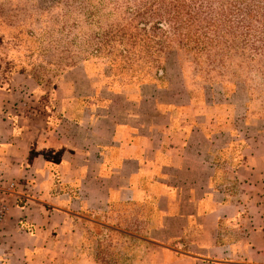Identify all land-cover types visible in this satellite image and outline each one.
I'll list each match as a JSON object with an SVG mask.
<instances>
[{
  "label": "crops",
  "instance_id": "1",
  "mask_svg": "<svg viewBox=\"0 0 264 264\" xmlns=\"http://www.w3.org/2000/svg\"><path fill=\"white\" fill-rule=\"evenodd\" d=\"M50 85L0 81V264H90L109 229L142 243L129 264H264V123L183 82L115 92L81 65Z\"/></svg>",
  "mask_w": 264,
  "mask_h": 264
},
{
  "label": "trees",
  "instance_id": "2",
  "mask_svg": "<svg viewBox=\"0 0 264 264\" xmlns=\"http://www.w3.org/2000/svg\"><path fill=\"white\" fill-rule=\"evenodd\" d=\"M60 1L62 2L50 0L54 3ZM132 4L134 17L130 23L117 30L116 35L108 42L104 41L100 48H96L99 55L106 49L120 51L118 50L114 56L107 53L110 57L107 69L103 68L100 72L94 73L97 74L96 77L91 75L92 69H88L86 64L89 61L94 62V56L85 59L81 65L85 66L89 76L102 80L105 87L111 88L116 85V90L113 91L121 92L139 87L140 84L136 87L134 83L143 79L136 75L142 73V76L144 74L148 76L151 75L152 69H156L161 70V74L154 72L157 80L152 83L165 85L167 82L164 62L160 55L172 52L180 61L194 62L198 67L200 79H204L205 82L219 79L216 81L220 84L216 97L213 86L208 83L209 89H201L200 94L189 91L192 100L201 104L206 98L211 97L231 99L232 106L241 110L240 112L237 110V117L245 119L248 128L262 126L264 98L260 102V108L252 110L250 106L256 99L248 93L251 84L246 82L247 77L242 78L238 73L244 65L245 53L250 54V60L254 65L261 60L260 57H264V0H132ZM5 27L6 25L0 22L1 83L7 84L13 74H25L48 89L53 81L42 80L38 76L33 78L31 71L27 69L28 65L24 61L30 56L26 53L30 52L27 46H24L26 41L21 37L22 31L14 28L8 33ZM73 56L74 54L64 57L55 64L50 63L57 67L51 70L53 72L59 70V75H63L71 68L81 66L75 65L77 61ZM76 57L79 56L76 54ZM221 71L228 72L229 76L240 80L232 82ZM228 84L233 87L238 84L245 87L247 95L243 101H237L235 98L237 90L229 88ZM208 90L212 91L209 95L206 93ZM123 235L136 243L140 256L142 243L126 234ZM138 257L133 261L138 260Z\"/></svg>",
  "mask_w": 264,
  "mask_h": 264
},
{
  "label": "rangeland",
  "instance_id": "3",
  "mask_svg": "<svg viewBox=\"0 0 264 264\" xmlns=\"http://www.w3.org/2000/svg\"><path fill=\"white\" fill-rule=\"evenodd\" d=\"M43 9L46 10L43 11ZM133 10L132 0H70L68 2L62 0L60 3L50 2V0H0V22L6 25L5 28H7L8 33L14 28L22 31L21 37L26 41L24 46H27L28 52H30L26 53L30 56L24 62L28 65L27 69L31 71L32 77L38 76L42 80L55 81L62 74L59 75V70L53 72L51 69L57 67L50 65V63L55 64L72 54L77 61L75 65H81L85 59L94 56V62L86 63L88 69H92L90 73L93 77H96L97 74L94 73L97 71L100 72L103 68L107 69L106 65L108 66V59L110 58L107 53L109 52L111 56H114L120 49L110 51L106 49L103 54L100 53L99 55L96 48H100L104 41L108 42L110 38L116 35L117 30L130 23L134 17ZM76 54L79 57H76ZM160 56L164 62L165 81L167 83L177 87L179 83L183 82L188 91L199 94L202 92L201 89H209L207 87L210 86L208 85L210 83L215 92V96H213H217L218 85H220L216 82L219 80L218 78L210 80L211 82H205L204 79H200L198 67L191 60L180 61L172 52ZM244 58V65L241 66L238 75L242 78L247 77L246 82L251 84L247 90L253 99H256L250 106L254 110L260 108V102L264 98V69H261L264 68V57H260L261 60L255 65L251 62L249 53H245ZM160 71L152 69L151 75L145 76L144 74L142 76V73L136 75L141 76L140 78L143 80L134 83V85L137 87L139 84L155 82L157 78L154 76V72L161 74ZM221 73L232 82L235 81L236 83L237 80H240L229 76L228 72L221 71ZM209 75L213 76L211 73ZM228 85L229 88L233 87V85ZM115 87L116 85L111 86V91ZM133 88L135 89V87ZM232 89L237 90L235 94L237 101H243L247 95L245 87L238 84ZM211 92L208 90L206 93L209 95ZM237 110L238 112L241 111ZM88 243L91 245L90 240ZM135 245L136 243L129 240L125 235L109 229L101 238L97 239L94 249L93 247L89 249L84 247V249L88 252L87 261L90 264H129L139 256ZM65 251L58 249L56 253L54 252L55 254L52 252L49 258L48 255L43 257L35 253L25 263L80 264L82 260L79 259L81 251L79 248Z\"/></svg>",
  "mask_w": 264,
  "mask_h": 264
},
{
  "label": "built area",
  "instance_id": "4",
  "mask_svg": "<svg viewBox=\"0 0 264 264\" xmlns=\"http://www.w3.org/2000/svg\"><path fill=\"white\" fill-rule=\"evenodd\" d=\"M6 216V207L4 205H0V224L4 221Z\"/></svg>",
  "mask_w": 264,
  "mask_h": 264
}]
</instances>
